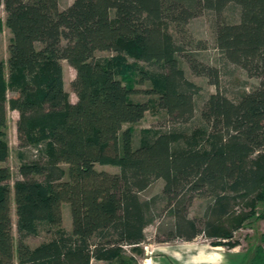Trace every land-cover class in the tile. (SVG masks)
I'll use <instances>...</instances> for the list:
<instances>
[{
	"label": "trees",
	"instance_id": "16d2710c",
	"mask_svg": "<svg viewBox=\"0 0 264 264\" xmlns=\"http://www.w3.org/2000/svg\"><path fill=\"white\" fill-rule=\"evenodd\" d=\"M0 6L13 36L7 80L0 64V163L9 156L7 109L19 114L22 146H43L34 154L40 159L22 165V179L14 183L18 264H132L125 249L144 243L160 202L174 219L164 242H191L207 232L219 238L214 246L232 249L238 246L234 231L252 218L264 219V211L258 217L255 211L264 202V0H75L65 9L58 0H0ZM231 8L235 22L224 17ZM206 12L218 21L216 47L224 62L258 86L237 102L220 92L205 101L198 130L204 148L181 146L175 131L145 132L134 148L124 126L141 121L149 106L131 100V89L118 77L119 62L96 53L127 54L163 68L153 82L156 104L176 124L189 123L198 86L186 78L179 55L217 88L218 69L185 53L168 29L185 28ZM63 61L76 71L74 103L64 87ZM9 91L15 93L11 99ZM96 165L120 172L97 171ZM10 179L9 168L0 166V264L15 260ZM154 179L165 181L163 193L142 200ZM205 195L211 201L202 230L189 209ZM241 199H250L251 210L232 218ZM63 203L70 206L71 234L60 229ZM228 217L233 228L221 224ZM41 222L58 230L32 249L25 239ZM256 248L249 264H264V249Z\"/></svg>",
	"mask_w": 264,
	"mask_h": 264
},
{
	"label": "rangeland",
	"instance_id": "374dc122",
	"mask_svg": "<svg viewBox=\"0 0 264 264\" xmlns=\"http://www.w3.org/2000/svg\"><path fill=\"white\" fill-rule=\"evenodd\" d=\"M60 9L68 8L75 0H58ZM4 7L0 6V64L4 67L6 80L8 79L7 60L9 58V47L13 36L6 23V12ZM237 12L233 8L229 9L224 17L229 22L237 20ZM217 19L212 13L206 12L203 15L193 19L185 28L169 25V33L173 36L174 41L180 45L185 53L193 55L198 63L214 66L218 69L219 88L212 85L210 79L195 75L183 55H179L180 65L185 72L186 78L198 86V92L194 97L196 112L194 118L185 124H176L171 118L166 116V112L157 106V93L153 92L157 84V78L164 74L163 68L158 65H149L143 61L127 54L117 56L110 52H98L97 58L105 60H114L119 62L116 70L118 77L121 78L131 89V100L136 102H147L149 110L145 113L144 118L135 123L124 126L123 130H129L132 137L134 148L139 145V141L145 132H164L175 131L182 136L181 146L193 147L202 149L206 146V141L200 138L198 130L203 128V122L200 118L201 109L205 101L216 92H220L228 97L231 101L237 102L245 92H249L258 86V80L247 76L246 72L238 66L226 64L220 52L216 47V28ZM63 79L65 90L69 93L70 101L75 102L77 97L74 95L71 82L76 78V71L66 62H62ZM155 82V85L154 83ZM15 93L9 91L6 98L11 99ZM8 110V120L5 129V134L8 141L9 156L5 163H0V166L9 168L11 179L9 184L11 189V221H13L14 230V264H18L17 244L19 235L17 233V215L14 202V183L22 179L20 167L24 164L38 161L40 157L34 156L37 149H41V144L29 147H23L17 134V120L19 114L16 111ZM38 157V158H37ZM42 157V156H41ZM65 167V166H63ZM97 171H106L111 174L119 173V167L111 165H96ZM35 179L42 181L43 177L35 176ZM165 186L163 179H157L151 185L142 191L140 194L142 200L149 199L156 195H161ZM253 195L251 196V198ZM211 198L209 196H199L193 199V203L189 209V218L195 219L199 227L204 230L205 209L209 205ZM245 201L238 200L232 212L235 216L247 214L250 208ZM69 204L63 203L62 206V224L60 229L71 234L72 218ZM256 217L264 211V202L258 205ZM155 220L149 226H146L144 231V243L137 249L127 247L125 250V260L132 264H249L254 257L256 247L261 246L264 249L262 242V234H264V219L252 218L244 222L239 230L234 231L232 242H237L238 246L232 249L229 247H216L214 244L219 243V238L210 237L207 232H202L193 241H184L181 239L170 240L164 242L165 238L169 237L170 226L174 223L173 216L166 208V203H159L155 210ZM231 217V216H230ZM225 218L221 222L228 228H233L232 218ZM57 228L51 227L46 222L38 224L36 233L28 236L25 239V244L34 249L42 243L49 242L55 238ZM224 242V241H223ZM205 260V261H204ZM91 264H107L105 262L93 260Z\"/></svg>",
	"mask_w": 264,
	"mask_h": 264
},
{
	"label": "crops",
	"instance_id": "0c3cea01",
	"mask_svg": "<svg viewBox=\"0 0 264 264\" xmlns=\"http://www.w3.org/2000/svg\"><path fill=\"white\" fill-rule=\"evenodd\" d=\"M205 261V260H204Z\"/></svg>",
	"mask_w": 264,
	"mask_h": 264
}]
</instances>
